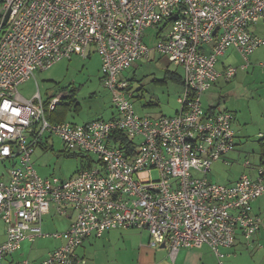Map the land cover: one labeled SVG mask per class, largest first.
<instances>
[{"label": "built area", "instance_id": "2783aa9c", "mask_svg": "<svg viewBox=\"0 0 264 264\" xmlns=\"http://www.w3.org/2000/svg\"><path fill=\"white\" fill-rule=\"evenodd\" d=\"M0 15V160L9 163L0 173V219L7 225L0 264H77L88 238L130 227L147 229L151 245L164 243L172 259L183 247L207 245L223 264L239 233L250 241L261 230L253 202L264 195L262 166L231 184L207 177L237 140L234 114L204 108L202 96L221 77L236 75L237 66L217 68L227 48L240 52L245 68L264 45L252 30L264 21V0H4ZM150 27L159 28L155 46L144 40ZM90 47L112 92V118L54 121L61 94L48 102L39 87L30 99L21 95L20 84L37 70L75 55L88 58ZM154 49L182 68L181 108L173 116L139 114L122 76ZM119 132L132 150L116 140ZM55 136L68 151L97 161L66 179L40 175L33 154ZM52 209L74 213L68 229L44 231ZM43 237L64 242L39 261L13 258L23 242Z\"/></svg>", "mask_w": 264, "mask_h": 264}, {"label": "rangeland", "instance_id": "374dc122", "mask_svg": "<svg viewBox=\"0 0 264 264\" xmlns=\"http://www.w3.org/2000/svg\"><path fill=\"white\" fill-rule=\"evenodd\" d=\"M252 30H254V27H252ZM158 31L159 28L157 27L148 28L144 38L145 42L155 46ZM90 51H93L91 47ZM167 69H177L178 73H181V68L169 63L165 56H161L154 49L150 58L138 60L135 65L124 71L123 78L131 79V88L136 90L139 95L138 98H134L135 107L139 114L153 117L173 116L181 108L178 99L182 95L183 85L178 81L165 79ZM38 87L43 98L62 91H75V96L79 102V110L71 109L69 112L68 120L72 123L80 124L101 117L108 119L116 114V109L112 103V92L104 84L101 58L95 51L88 58L74 56L71 60L63 59L46 70H37L31 79L20 84L19 91L24 98L30 99L36 94ZM221 89L222 82L217 81L203 94L202 102L206 108L218 105L219 99L223 97ZM223 105H218L216 109H222ZM234 128L238 134L235 122ZM46 145V147L44 145L39 147L33 154L36 169L42 176H57L61 179L70 178L80 168L87 165L90 159L94 161L98 159L97 155L94 154L68 151L64 142L57 136L46 140ZM257 151L258 146L255 141L241 143L236 151L229 152L222 158L229 160L230 164L220 160L213 163L212 169L207 175L208 179L223 184L230 182V175L239 172L245 160L248 159L253 164L259 162ZM8 167V162L0 160V173H5ZM198 175L203 176L202 173ZM154 176H156V172H154ZM259 202L264 204V200ZM51 213L53 219L50 217L46 220L44 231H64L61 228L63 226L61 221L64 220L62 214H57L54 209ZM260 215L264 220L263 209ZM5 232L7 233V225L0 219V237ZM43 238H38L35 242H24L17 256L31 260L38 259L52 247L60 246L64 242V240L54 237ZM252 239L250 241L241 240L244 244H239L229 256L232 261L238 256L240 257L237 261L238 264H264V235L259 238V242L255 246ZM96 241L102 242L103 240L97 239ZM246 242L252 246L248 247ZM100 246H102L101 243ZM82 250L83 248L80 251ZM162 250L167 249L162 248ZM225 263L227 264V258H224Z\"/></svg>", "mask_w": 264, "mask_h": 264}, {"label": "crops", "instance_id": "0c3cea01", "mask_svg": "<svg viewBox=\"0 0 264 264\" xmlns=\"http://www.w3.org/2000/svg\"><path fill=\"white\" fill-rule=\"evenodd\" d=\"M254 32L257 35L264 37V21H260L254 26ZM93 52L94 51H92V53ZM244 63L245 61L243 57L235 47L227 48L225 53L221 56V58H219V61L217 62V68L220 71H224L229 66H237L239 67V69L232 79L226 80L224 77H221L218 80V82H222L221 92L223 94V97L219 99L218 105L224 104L223 108L220 110H227L234 114L233 126L235 122L238 130V134L236 133L237 147L244 142L255 141L257 143L259 162H257V164H253L249 160L251 162V166L249 167L245 166V164L243 163L242 169L239 172L231 174L230 182L224 184L234 183L244 173H248L251 176H256L255 168L257 166H262L264 169V158H262L261 155V142H264V45L257 48L250 55L249 64L245 68H241ZM170 71L179 72L177 69ZM180 74L182 76V68ZM128 80L131 82V79ZM59 94L62 95L61 104H59L55 111L52 113V118L55 116L58 121H69L68 117L71 109H75L77 111L79 110V102L75 96L74 90L65 92L62 91L57 94L47 95L43 99L45 102H48L52 96ZM73 94V99L76 100V104L72 103L70 106L69 103L71 102ZM62 103L64 104L63 106H65V111H60ZM218 105H213L206 108L204 104V107L206 109H212L216 108ZM114 115L115 114H113L108 119L112 118ZM220 161L225 162L226 160L221 159ZM262 200H264V195L253 202L254 212L259 215L261 213V210H264V204L259 202ZM51 214L52 213L50 212L45 216L44 225L47 219H49L50 217L51 219H53V216ZM73 215L74 213L72 211H70L69 214L61 215L62 217H64V220L61 221V223H63V226L61 227L63 230L68 229L74 218ZM262 235H264V225L262 226L261 231L253 236L252 242L254 246L259 242V238H261ZM90 238H88L90 239L89 241H87L88 239L86 240L87 242L85 245L84 242L81 246V248H83L82 251H80L81 248L78 249L77 253L79 259H83V261H79L77 264H89V262L90 264H218L217 257L207 245L198 248L183 247L180 249L175 259H172L169 256L168 248L164 247L167 249L164 251L162 250L163 247L161 246L151 245V235L149 231L147 229L138 227L109 229L101 237L92 236ZM5 239L6 232L3 233V236L0 237V242H3ZM97 239H102L103 241L97 242ZM242 239L244 241H248L241 233H239L236 238L235 244L231 248L225 249L226 255L224 258H227V264H238L237 261H239L240 257L236 256L235 260L232 261L229 256L230 254H232V250L236 249L239 244H244L241 241ZM100 243L102 244V246H100ZM248 244L246 242V245L248 247L252 246ZM56 247L57 246L52 247L45 254H42L40 258L34 259V261H39L45 258L48 255L49 251L53 250ZM21 249L18 251L20 252ZM18 251L13 255V258H25L18 257Z\"/></svg>", "mask_w": 264, "mask_h": 264}, {"label": "trees", "instance_id": "16d2710c", "mask_svg": "<svg viewBox=\"0 0 264 264\" xmlns=\"http://www.w3.org/2000/svg\"><path fill=\"white\" fill-rule=\"evenodd\" d=\"M4 0H0V3H2ZM165 79H172V80H175V81H178V82H180V83H182L183 84V79H182V76H181V74L180 73H178V72H172V71H170V70H167L166 71V78ZM130 88H131V86H130ZM135 93H136V90H135ZM135 97H139V95L136 93V95H135ZM74 98V94H73V97H72V99H71V102L69 103L70 104V106H71V104L72 103H74V104H76V100H74L73 99ZM64 104L62 103V106L60 107L61 108V110L60 111H65L66 109H65V106H63ZM57 111V110H56ZM50 118L52 119V120H57L56 118H55V116L52 118V114H51V116H50ZM58 121V120H57ZM61 121V120H60ZM116 140H118V142H120V145L123 147V145H126V147L128 148V149H133L134 148V146H132V142L128 139V137L124 134V133H122V132H119L118 134H116ZM261 155H262V158H264V142H261ZM76 153V152H75ZM91 159H90V161L88 162V164L87 165H85V166H83V167H90V165H91ZM82 167V168H83ZM81 169V168H80Z\"/></svg>", "mask_w": 264, "mask_h": 264}, {"label": "water", "instance_id": "95a60500", "mask_svg": "<svg viewBox=\"0 0 264 264\" xmlns=\"http://www.w3.org/2000/svg\"><path fill=\"white\" fill-rule=\"evenodd\" d=\"M9 14H10V11L6 14V16H5V19H4V23H6L7 22V20H8V18H9ZM1 16V15H0ZM161 247H165V244L164 243H162L161 244Z\"/></svg>", "mask_w": 264, "mask_h": 264}, {"label": "bare ground", "instance_id": "6f19581e", "mask_svg": "<svg viewBox=\"0 0 264 264\" xmlns=\"http://www.w3.org/2000/svg\"><path fill=\"white\" fill-rule=\"evenodd\" d=\"M226 51V50H225ZM225 53V52H224ZM222 56V55H221ZM220 58V57H219ZM128 80V79H127ZM129 81V80H128ZM129 83H130V85H129V88H130V86H132L131 85V82L129 81ZM132 89V88H131ZM133 91L135 92V90L133 89ZM135 95H136V93H135ZM135 98V97H134Z\"/></svg>", "mask_w": 264, "mask_h": 264}]
</instances>
